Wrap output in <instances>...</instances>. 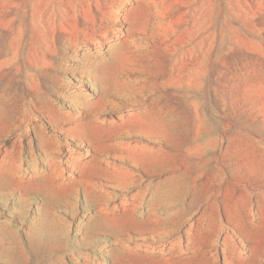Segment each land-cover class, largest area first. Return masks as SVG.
I'll return each mask as SVG.
<instances>
[{"label":"rangeland","instance_id":"obj_1","mask_svg":"<svg viewBox=\"0 0 264 264\" xmlns=\"http://www.w3.org/2000/svg\"><path fill=\"white\" fill-rule=\"evenodd\" d=\"M0 264H264V0H0Z\"/></svg>","mask_w":264,"mask_h":264}]
</instances>
